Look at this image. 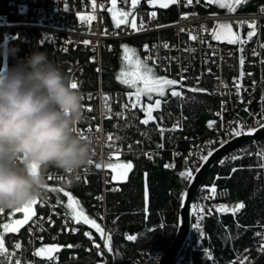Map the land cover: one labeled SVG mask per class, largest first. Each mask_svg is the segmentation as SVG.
Here are the masks:
<instances>
[{
    "label": "built area",
    "instance_id": "obj_1",
    "mask_svg": "<svg viewBox=\"0 0 264 264\" xmlns=\"http://www.w3.org/2000/svg\"><path fill=\"white\" fill-rule=\"evenodd\" d=\"M93 0H0V45H5L18 30H34L39 34L42 41H47L52 47L62 53L68 54L71 51L79 49L88 54V61L96 63L99 69L98 86L95 89H84L81 87L80 77L75 71L79 66V61L68 66L69 76L78 83V90L85 96V113L87 119L76 129V134L81 137L91 139L95 147L93 163L87 168L78 171L80 177L77 183H87L91 176H98L102 183V191L98 197V202L93 206L98 210L101 220V227L105 235H100L95 239V234L91 230H85L91 233L92 255L100 260L97 264H110V259L105 252L104 242L107 236L106 221V194L107 192L116 193L119 190L118 181L112 179L113 173L103 165L109 162L110 153L114 148L109 146L107 136L113 135L115 147L120 149L119 160L122 162L125 156L131 155L136 159H151L162 157L166 150V142L162 139L160 143L153 147L150 144V137L145 134L135 141H122L118 135L120 123L128 120V114L136 108H131L133 100H129V94L125 91H106L103 88L101 80L102 53L104 49L111 50V42L124 41L140 38V56L146 59L154 70L161 74H171L177 72L173 79L180 81V85H209L210 93L219 100L218 111L207 121L206 126L209 129L204 138L198 140L190 139L186 151L178 148L172 149L173 159L184 157L191 161L192 165L199 166L200 157L205 156L212 147L218 146L221 141L226 142L233 135L231 133L237 128V121L244 125V131L257 127V121L264 120L259 115L264 113V4L256 9L245 12H214L210 11L206 0H193L192 5L187 6L184 0L176 4L177 17L168 23H157L156 18L150 16L151 8L145 7L140 3L135 9L131 7V0H118L117 9L129 11L133 15L128 17L129 21L135 18L137 28L141 22L144 24L143 30H134L127 24H121L119 28L115 27L112 19L111 0H95V11L92 9ZM101 5L103 7H101ZM198 7L201 10H198ZM156 12V11H155ZM81 16H95L91 23H82ZM187 17V18H184ZM256 24V35L252 40H247V33L251 31L249 23ZM218 24H230L233 33L238 34L246 42L243 44V52L239 49L240 44H229L226 40H215L212 32L220 31ZM195 35L196 40L190 39ZM83 41H89L85 45ZM167 44L169 47H163ZM147 46V51H145ZM255 53V54H254ZM244 57L242 88L238 92L234 86V80L240 76V57ZM151 57V59H148ZM81 73L83 70L81 68ZM80 73V74H81ZM251 73V75H248ZM107 95L109 100L104 101L103 96ZM107 104L111 112L106 111L103 105ZM128 105V107H125ZM91 107L92 111H87ZM247 109V111H245ZM117 113H122L118 116ZM222 114V117H221ZM111 117V118H109ZM210 121H215L213 127H209ZM181 122L175 120L172 127L169 128V136L173 137L178 130H172ZM101 128L96 132V127ZM92 129V131H89ZM165 130V128H163ZM166 131V130H165ZM164 131V132H165ZM163 132V133H164ZM119 137L120 139H116ZM99 138V139H97ZM186 138V137H185ZM87 139V140H88ZM212 143H209V142ZM131 145V149H129ZM160 145H163L160 147ZM264 149V138L240 145L222 156L217 162L212 172L215 173L214 181L210 184H204L196 194L193 204L197 210V215L192 214V224L187 249H194L205 235V224L207 219L220 216L221 213L216 209L226 205L229 208L235 207L242 201L233 203L216 202V195L213 198L208 189L215 185L218 170L231 167L233 169L248 168L256 170L255 178L261 179L264 185V168L259 167L261 163L257 160V152ZM239 157V159H233ZM245 157L254 158L255 162L248 166H237L236 164ZM111 162L115 163V155ZM97 163L102 164L101 168H96ZM125 163V162H124ZM171 164V163H168ZM216 169V170H214ZM48 177H53L49 174ZM65 184L66 175L63 173L59 177ZM57 178V179H58ZM217 188V187H216ZM36 204L38 210L29 220L27 225L28 235L24 242L17 241L20 244L19 249L13 247L8 249V253L14 254L9 258L8 264H16L17 259L20 264H69L75 260V255H69V259L62 260L58 256L52 255L53 259L47 257L35 256V250L41 247L55 248L56 242L65 234H74L79 231V227L70 217L65 215V211L58 208L53 195L47 190L46 195L39 199ZM203 212H200V209ZM209 210H211L209 212ZM242 210V209H241ZM240 210V211H241ZM4 213L0 212V214ZM238 213V212H237ZM226 214H232L231 212ZM233 215V214H232ZM203 216V219H200ZM199 225V228L197 227ZM258 232L264 234V219ZM202 233V235H201ZM261 237H258L256 253H252L250 248L238 251L233 261L240 264V261L247 257L245 264H257L259 258L264 252L259 251ZM6 247V246H5ZM162 253H156L151 256V261L157 263ZM177 264H190L184 262L183 252L178 257Z\"/></svg>",
    "mask_w": 264,
    "mask_h": 264
},
{
    "label": "trees",
    "instance_id": "obj_2",
    "mask_svg": "<svg viewBox=\"0 0 264 264\" xmlns=\"http://www.w3.org/2000/svg\"><path fill=\"white\" fill-rule=\"evenodd\" d=\"M141 3L156 11L157 23H168L177 17L176 4L168 8H159L152 7L147 0H141ZM261 4H264V0H245L236 6L235 11H251ZM4 7H1L0 11ZM198 10L201 8L198 7ZM210 11L227 13L215 4H211ZM262 35L264 41V29ZM140 40L136 38L111 42L112 49H104L101 80L106 91L122 89L127 92L128 89L117 79L122 68V46H131L140 55ZM8 48H17L19 51L14 56L6 54V71L25 61L33 52L39 51L47 53L48 58L56 62L67 75H69L68 66L74 65L78 60L79 66L75 73L80 77L81 87L95 89L98 86V67L96 63L88 61L87 53L79 49L68 54L62 53L49 42L42 41L34 30H18L5 45H0V75H2L4 54L7 53ZM155 72L159 76L163 75L156 70ZM208 86L180 85L183 99L171 96L168 91L164 97L153 95V100L161 99L160 109L153 112L156 118L154 121L148 124L141 123L145 113L137 107L128 114L127 121L120 123L118 135L122 141L133 142L148 134L150 137L148 146L153 147L161 141L158 126L168 127L173 121L179 120L181 128L173 137L167 139L166 150L163 151L162 157L136 159L128 155L122 160L125 163L131 162L133 168L128 173L126 182H117L118 192H107L105 201L107 236L111 235V251L108 250L107 236L104 248L110 264H153L151 256L156 253L163 254L171 243L177 228L181 197L189 182L181 178L179 173L190 169L193 174L197 169L184 157L171 159L172 149L186 151L190 139L198 140L208 134L206 123L218 108V100L210 93ZM191 88L205 91L192 92L189 91ZM146 99L149 100L148 97ZM254 162L253 157H245L236 165L244 167ZM168 163H174L175 167L165 168ZM49 174L53 177L49 178ZM61 174L63 172L55 168H50L46 174L47 190L53 195L58 208L67 211L65 205L68 197L64 196L63 192L50 189L62 188L69 192L80 202L86 214L101 226L98 210L93 206L98 202L97 197L102 191L100 178L91 176L87 183H76L72 187H67L58 178ZM255 174L256 170L248 168H238L233 172L231 167L218 170L215 201L226 203L242 201L244 208L235 215L222 214L207 219L204 237L194 249H188L187 258L190 264H232L235 254L240 250L250 248L252 253H256L258 236L255 233L260 229L264 219V185L261 179L255 178ZM214 177L215 173L211 171L204 184L213 183ZM21 216V212L13 215V211H4L0 214V224H12L13 221L21 219ZM28 223L29 221L19 226L13 225L17 230L13 231L9 228L7 232L0 226V235H3L6 248H12L17 241H25L28 235ZM76 225L79 227L77 233L65 234L56 242L55 247H59V250L55 251L54 255L62 260L69 259L71 254L75 255L76 259L71 260L69 264H97L100 259L90 254L92 242L83 232L91 230L95 234V239L100 238L99 233L86 224L76 223ZM128 236H134L135 239L129 240ZM146 252L150 254L146 255ZM257 264H264V255L259 258Z\"/></svg>",
    "mask_w": 264,
    "mask_h": 264
},
{
    "label": "clouds",
    "instance_id": "obj_3",
    "mask_svg": "<svg viewBox=\"0 0 264 264\" xmlns=\"http://www.w3.org/2000/svg\"><path fill=\"white\" fill-rule=\"evenodd\" d=\"M19 49L8 48L14 56ZM45 52L0 75V211L39 200L48 189L50 168L72 187L79 170L91 165L94 143L76 134L86 119L85 96Z\"/></svg>",
    "mask_w": 264,
    "mask_h": 264
},
{
    "label": "snow or ice",
    "instance_id": "obj_4",
    "mask_svg": "<svg viewBox=\"0 0 264 264\" xmlns=\"http://www.w3.org/2000/svg\"><path fill=\"white\" fill-rule=\"evenodd\" d=\"M147 2L152 6V7H159V8H168L170 5L172 4H177L180 2V0H147ZM185 4L187 6L192 5L193 0H184ZM242 2H245V0H206V3L211 5V4H217L219 7L221 8H227L229 9V11L234 12L236 10V6L241 4ZM140 3V0H131V7L133 9L136 8V6ZM197 3H199V0H197ZM101 7H103L101 5ZM96 8V4H95V0H93L92 3V9L93 11H95ZM109 11L112 13V19L114 21L115 27L119 28L121 26V24H127L129 27H131L134 30H143L144 29V24L143 22H141L140 27L137 28V24L135 21V18H133L131 21H129L128 17L130 15H133L131 12L129 11H121L117 9V0H111V8L109 9ZM157 13L155 11H152L150 13L151 18L155 19L156 18ZM187 18V17H184ZM95 19V16H81L80 20L82 23H91L92 20ZM249 28L251 29V31H249L247 33V40H252V38L256 35V24L254 22L249 23ZM217 28L220 29V31H213L212 32V37L215 40L221 41V40H226L227 43L229 44H240V51L243 52V44L246 42L244 39H242L238 34L233 33L232 31V27L230 24H218ZM190 39L192 40H196L197 37L195 35L190 36ZM83 43L85 45L89 44V41H83ZM163 47L167 48L169 47L167 44H164ZM261 47H264V45H261ZM147 46H145V51H147ZM255 54V53H254ZM148 59H151V57H149ZM240 67H241V72H240V76L238 78H236L234 80V86L237 89V91L239 92L240 89L242 88V79L244 76L243 73V65H244V57L241 56L240 60ZM97 71H99V69H97ZM248 75H251V73H249ZM117 79L124 85H127L129 88L133 89L134 92L129 93V100L132 99V97H135V102L131 103V108H136L139 104H140V100L142 96H147L149 101H152L151 103L143 106L142 110L145 112V116L146 118L143 119L141 121V123L143 124H148L150 121H154L156 118L153 116V111L154 110H159L161 107V99H155L153 100V94H155L157 97H164L166 94V90L167 89H171V96L174 97H179L181 99H183V94L181 91H176L174 88H172V86L177 85L178 83H180V81H177L175 79H168L165 77H161L159 76L155 70L153 66H150L147 62L146 59H141L137 53L136 49L133 48H129L127 45L122 46V68L121 71L118 73L117 75ZM72 87L74 89H78V83L73 80V84ZM189 91L192 92H196V91H205L203 89H197V88H191L189 89ZM103 100L107 101L109 100V97L107 95L103 96ZM125 107H128V105H125ZM103 108L108 111L111 112V109L108 107L107 104L103 105ZM87 111H92L91 107H87L86 109ZM245 111H247V109H245ZM118 116H122V113H117ZM259 115H261L262 117H264V113H260ZM222 117V114H221ZM111 118V117H109ZM258 124H262L264 125V120L261 121H257ZM215 124V121H210L208 126L209 127H213ZM237 128L231 133V135L233 136H240L242 134H247V135H252L253 132L249 131L247 133L244 132V125L241 124L240 122L237 121ZM179 129V123H177V125L175 126L174 129L172 130H178ZM161 134H163V132L165 131L163 128H159L158 129ZM89 131H92V129H89ZM96 132H100L101 128L99 126L96 127L95 129ZM83 139L87 140V137H82ZM99 139V138H97ZM116 139H120L119 137H116ZM107 141L110 142L109 146L114 148V152L110 153V157H109V162L104 164L103 166L110 169L113 173H115V175H113L112 179L114 181H118V182H126L127 181V176L128 173L131 171V169L133 168V164L131 162H121L119 160V153H120V149L115 147V141L113 138V135L109 134L107 136ZM209 143H212L211 141ZM221 143H223V141H221ZM163 145H160V147H162ZM129 149H131V145H129ZM115 155L116 158V162L113 163L111 162V158L112 156ZM208 155H211V152L208 153ZM257 157L258 159L261 161V163L258 165L261 168H264V149L260 150L257 152ZM149 158L151 159V155H149ZM201 160L205 161L207 160V157H200ZM233 159H239V157H233ZM93 163V161H91V164ZM96 168H101L102 164L97 163L95 165ZM166 168L171 167L174 168L175 165L173 164H166L165 165ZM236 169H233V171H235ZM179 175L181 176V178L186 179V180H192L193 179V175H192V171L190 169L182 171L179 173ZM51 178V177H49ZM217 179H219V177H217ZM52 191H56V192H63V195L68 197V201L65 205L67 211L65 213L66 216L70 217L71 220L74 223L77 224H86L88 226H90L91 228L95 229V231L97 233H100V235L102 237H104L105 232L104 229L96 222V220L90 218L86 212L84 211V209L82 208V206L80 205V202L78 200H76L74 197H72V195L67 192L64 191V189H50ZM115 190H119V189H115ZM208 191L210 192L211 196L207 197V198H213L215 197V195L217 194V188L215 185H212ZM97 199H103V197H97ZM40 203L39 200H35L32 201L30 204L26 205L23 208L17 209L15 211H13V215H15V213H24V219L20 220L17 219L15 221L12 222V224L9 223H2L0 224V226H2L3 230L5 232H7L9 230V228H12L13 231L17 230L15 227H13V225H22L23 223H25L30 216L34 215L33 212V208L36 204ZM59 203V201H58ZM244 208V204L243 203H239L237 204L235 207L233 208H229L226 205L220 206L219 208L216 209L217 212L221 213V214H226L231 212L233 215H235L237 212H239L241 209ZM211 210H209L210 212ZM3 212V211H0ZM200 212H203V209H200ZM192 214L193 215H197V210L195 208V206L193 205V209H192ZM200 219H203V216H200ZM197 227L199 228V225H197ZM86 236L89 237V239H91V233L86 232L85 233ZM202 235V233H201ZM256 236L261 237V241L262 243L260 244L259 247V251L264 252V234L257 232L255 233ZM129 240H134L135 237L134 236H128L127 237ZM107 242H108V250L111 251V235L107 236ZM68 247H73L72 245H68ZM20 248V244L16 243L14 244V250L15 249H19ZM59 247H41L37 250L34 251V255L35 256H42L43 254L47 253V259L51 260L53 259L52 257V253L55 251H58ZM14 254L13 253H8V249L5 247L4 244V239H3V235H0V264H8V260L9 258ZM248 258L244 257L241 261L240 264H245V261H247ZM16 264H20V260L17 259ZM232 264H236V261H233Z\"/></svg>",
    "mask_w": 264,
    "mask_h": 264
},
{
    "label": "water",
    "instance_id": "obj_5",
    "mask_svg": "<svg viewBox=\"0 0 264 264\" xmlns=\"http://www.w3.org/2000/svg\"><path fill=\"white\" fill-rule=\"evenodd\" d=\"M249 131L253 132V134L232 136L226 142L211 150V155H208V152L204 156L207 157L206 162L203 160L201 161L200 165L192 174L193 179L188 182V185L182 194L175 235L157 264H174L177 258L181 255L186 246L191 230L193 200L222 156L240 145L264 138V125L262 124L244 132L247 133Z\"/></svg>",
    "mask_w": 264,
    "mask_h": 264
},
{
    "label": "rangeland",
    "instance_id": "obj_6",
    "mask_svg": "<svg viewBox=\"0 0 264 264\" xmlns=\"http://www.w3.org/2000/svg\"><path fill=\"white\" fill-rule=\"evenodd\" d=\"M117 4H118V0H117ZM215 5H217V4H215ZM221 8V7H220ZM221 9H224L225 11H227V12H229V9H227V8H221ZM129 48H132L131 46H128ZM139 55V54H138ZM139 57H140V55H139ZM6 71V53L4 54V60H3V68H2V72H1V74H3L4 72ZM67 72H69V70H67ZM161 77H165V78H168V79H173V78H170V77H166V76H164V75H161ZM124 85V84H123ZM128 90H127V93L129 94V93H132V92H134V90L133 89H131V88H129L127 85H124ZM172 88H174L176 91H181L182 92V90H181V88H180V84H177V85H174V86H172ZM166 91H168L169 93L171 92V89H167ZM153 95H155V94H153ZM146 97L147 96H142L141 97V100H140V104L138 105V107L142 110V108H143V106H145V105H147V104H149V103H151L149 100H147L146 99ZM174 97V96H173ZM157 99H160V98H157ZM132 100H133V102H135V97L133 96L132 97ZM143 111V110H142ZM155 111V110H154ZM153 111V112H154ZM144 112V111H143ZM145 113V112H144ZM145 118H146V116H145ZM144 118V119H145ZM35 210H36V205L34 206V208H33V212H35ZM21 219L20 220H23L24 219V213H22L21 212ZM32 216H30L29 217V219L26 221V222H28L29 220H30V218H31ZM170 245V244H169ZM54 253V252H53ZM53 253L51 254V255H53ZM47 253H45V254H43L42 256L43 257H47Z\"/></svg>",
    "mask_w": 264,
    "mask_h": 264
},
{
    "label": "bare ground",
    "instance_id": "obj_7",
    "mask_svg": "<svg viewBox=\"0 0 264 264\" xmlns=\"http://www.w3.org/2000/svg\"><path fill=\"white\" fill-rule=\"evenodd\" d=\"M257 8V7H256ZM232 12V11H231ZM234 12H238V11H234ZM243 12H245V11H243ZM229 13V12H228ZM140 58H141V56H140ZM177 72L178 71H176L175 73H171L170 75L169 74H163L164 76H166V77H170V78H172V77H174L175 78V76L177 75ZM111 91H122V92H125L124 90H122V89H114V90H111ZM217 99V98H216ZM218 100V99H217ZM218 108H219V100H218ZM218 108L214 111V113H213V115L218 111ZM172 127V123L167 127V126H158L157 127V130L159 129V128H165V132L163 133V134H161V132L158 130V135H159V137H160V139H162L164 142H166L167 141V139L169 140L171 137L169 136V128H171ZM217 146H214V147H212L211 148V150H213L214 148H216ZM210 150V151H211ZM210 151H208V152H210ZM207 152V153H208ZM171 159H173V155H171ZM257 160H259L258 159V157H257ZM202 161V160H201ZM198 167V166H197ZM166 168V167H165ZM168 168H170L171 169V167H168ZM167 168V169H168ZM186 251V252H185ZM183 252V254H184V262L186 263V262H190V260H189V258H187V254H188V249L186 248V246L184 247V250L182 251ZM164 253V252H163ZM150 253H148V252H146V255H149ZM162 256V255H161ZM161 258V257H160ZM160 260V259H159ZM158 260V261H159ZM177 261H178V258H177V260L175 261V263L174 264H177ZM157 264V263H156Z\"/></svg>",
    "mask_w": 264,
    "mask_h": 264
}]
</instances>
